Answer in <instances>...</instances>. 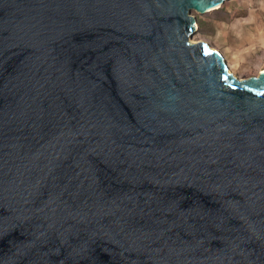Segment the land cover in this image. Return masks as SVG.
I'll list each match as a JSON object with an SVG mask.
<instances>
[{"label": "water", "instance_id": "1", "mask_svg": "<svg viewBox=\"0 0 264 264\" xmlns=\"http://www.w3.org/2000/svg\"><path fill=\"white\" fill-rule=\"evenodd\" d=\"M225 0H0V264H264V71L194 39Z\"/></svg>", "mask_w": 264, "mask_h": 264}, {"label": "rangeland", "instance_id": "2", "mask_svg": "<svg viewBox=\"0 0 264 264\" xmlns=\"http://www.w3.org/2000/svg\"><path fill=\"white\" fill-rule=\"evenodd\" d=\"M191 12L197 18L191 36L217 47L238 77L264 67V42L255 38L256 25L264 24V0H225L218 8Z\"/></svg>", "mask_w": 264, "mask_h": 264}, {"label": "crops", "instance_id": "3", "mask_svg": "<svg viewBox=\"0 0 264 264\" xmlns=\"http://www.w3.org/2000/svg\"><path fill=\"white\" fill-rule=\"evenodd\" d=\"M259 26H260L259 27L260 31L258 29V25H256V28H255L256 36H255V38L259 37V39L262 40V42H264V24L259 23ZM262 69H264V67L260 68L259 70H262Z\"/></svg>", "mask_w": 264, "mask_h": 264}, {"label": "bare ground", "instance_id": "4", "mask_svg": "<svg viewBox=\"0 0 264 264\" xmlns=\"http://www.w3.org/2000/svg\"><path fill=\"white\" fill-rule=\"evenodd\" d=\"M194 38V37H193ZM194 39H196V38H194ZM224 56V55H223ZM260 71H264V69H262V70H260Z\"/></svg>", "mask_w": 264, "mask_h": 264}]
</instances>
